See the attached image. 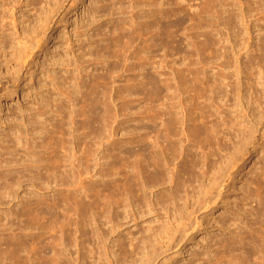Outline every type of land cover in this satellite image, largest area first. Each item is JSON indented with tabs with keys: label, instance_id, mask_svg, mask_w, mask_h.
Here are the masks:
<instances>
[{
	"label": "rangeland",
	"instance_id": "obj_1",
	"mask_svg": "<svg viewBox=\"0 0 264 264\" xmlns=\"http://www.w3.org/2000/svg\"><path fill=\"white\" fill-rule=\"evenodd\" d=\"M38 257L264 264V0H0V264Z\"/></svg>",
	"mask_w": 264,
	"mask_h": 264
},
{
	"label": "bare ground",
	"instance_id": "obj_2",
	"mask_svg": "<svg viewBox=\"0 0 264 264\" xmlns=\"http://www.w3.org/2000/svg\"><path fill=\"white\" fill-rule=\"evenodd\" d=\"M37 3V2H36ZM7 4H9V3H7ZM12 4V3H11ZM5 6V5H4ZM10 6V5H9ZM15 6V5H14ZM1 10H3V9H1ZM10 10V9H9ZM8 14V13H7ZM9 17V16H8ZM7 17V18H8ZM13 17V16H12ZM2 22V21H1ZM17 22V21H16ZM1 30H3V29H1ZM13 36V35H12ZM4 42V41H3ZM6 45V44H5ZM3 50V49H2ZM19 53V52H18ZM22 54V53H21ZM58 165V164H57ZM58 167V166H57ZM56 167V168H57ZM55 169V168H54ZM59 168H57V170H58ZM40 171V170H39ZM53 172V171H52ZM42 173V172H41ZM54 173V172H53ZM52 173V174H53ZM56 174V173H55ZM39 175V174H38ZM56 176H58V174L56 175ZM42 177V176H41ZM11 179V178H10ZM7 180H9V179H7ZM16 180V179H15ZM42 180V179H41ZM12 181V180H11ZM10 182V181H9ZM12 183H14L13 181L12 182H10V184H12ZM9 184V183H8ZM12 186V185H11ZM12 187H14V186H12ZM55 197V196H54ZM54 199V198H53ZM55 200H57L56 199V197H55ZM40 202V201H39ZM55 202V201H54ZM52 203V202H51ZM59 203H57V201H56V203H55V209H56V211H57V209L60 207L59 205H58ZM61 204V203H60ZM40 206V205H39ZM41 206H44L43 204H41ZM39 208V207H38ZM37 208V209H38ZM61 209H62V207H61ZM43 211V208L41 207L40 208V212H42ZM57 213V212H56ZM42 214V213H41ZM55 214V213H54ZM53 214V215H54ZM42 215H44V214H42ZM41 215V216H42ZM27 216V215H26ZM39 214H38V218H39ZM57 216V215H56ZM43 217V216H42ZM46 217V216H45ZM58 217V216H57ZM29 218V217H28ZM35 218V217H34ZM42 218H40V220H41ZM57 220V219H56ZM55 220V221H56ZM57 225V224H56ZM62 245V244H61ZM58 246V245H57ZM10 248H11V246H10ZM7 249V248H6ZM10 250V249H9ZM13 250H15V249H13ZM12 252H14V251H12ZM28 255V254H27ZM8 257V256H7ZM20 257H21V255H20ZM25 257H27V256H25ZM42 257V256H41ZM10 258V257H9ZM13 258V257H12ZM32 258V257H31ZM37 258V257H36ZM44 258V257H43ZM43 258H40L39 259V257H38V259L36 260V261H34V262H36L35 264H47V262L43 259ZM23 259V258H22ZM28 259H29V257H28ZM11 260V259H10ZM24 260V259H23ZM27 260V259H26ZM48 260V259H47ZM58 260V259H57ZM21 261V260H20ZM61 261V260H60ZM34 262H33V264H34ZM54 262H55V260H54ZM24 263H28V261L27 262H25L24 261ZM30 263V262H29ZM32 263V262H31ZM68 263V262H67ZM19 264V263H18ZM48 264H49V262H48ZM50 264H53L52 262H51V260H50ZM55 264V263H54ZM56 264H58V261L56 262ZM60 264H62V263H60ZM63 264H65V263H63Z\"/></svg>",
	"mask_w": 264,
	"mask_h": 264
}]
</instances>
